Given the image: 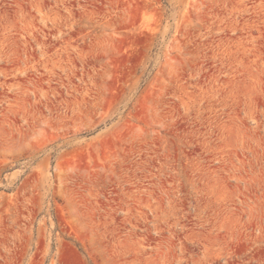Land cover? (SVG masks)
Wrapping results in <instances>:
<instances>
[{
	"label": "rangeland",
	"instance_id": "374dc122",
	"mask_svg": "<svg viewBox=\"0 0 264 264\" xmlns=\"http://www.w3.org/2000/svg\"><path fill=\"white\" fill-rule=\"evenodd\" d=\"M0 264H264V0H0Z\"/></svg>",
	"mask_w": 264,
	"mask_h": 264
}]
</instances>
